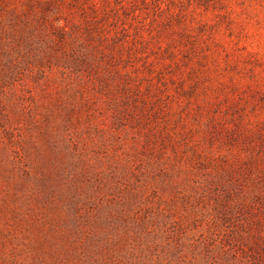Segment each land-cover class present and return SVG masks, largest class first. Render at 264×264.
<instances>
[{
  "label": "rangeland",
  "instance_id": "374dc122",
  "mask_svg": "<svg viewBox=\"0 0 264 264\" xmlns=\"http://www.w3.org/2000/svg\"><path fill=\"white\" fill-rule=\"evenodd\" d=\"M52 1L0 45V264H264V0Z\"/></svg>",
  "mask_w": 264,
  "mask_h": 264
},
{
  "label": "trees",
  "instance_id": "16d2710c",
  "mask_svg": "<svg viewBox=\"0 0 264 264\" xmlns=\"http://www.w3.org/2000/svg\"><path fill=\"white\" fill-rule=\"evenodd\" d=\"M5 1L11 2V0H0V45L8 47V38L14 43V45H16L13 48L19 50L20 47L18 45L23 43V47L21 48L23 57L29 55L30 57L36 59L38 63H42V22L49 21L50 24H53L47 17L48 13L51 11V7H55L52 5L57 3V1L25 0L21 1L20 5L12 3L9 7H6ZM34 1L36 2L34 3ZM56 9L58 8L56 7ZM21 16L31 19L30 21L34 25L32 27L33 29L30 27L32 32H24L25 30L19 32L16 29L15 22L20 21ZM13 19H16V21H13ZM69 32L70 31H68L66 25H59L56 32L58 37V41L55 44L56 48L50 52H46L45 57L47 60H50V57H52V59H54L52 62L53 64L64 68L73 67L70 63H77L82 66L80 69L85 70L83 67H88V61H86L85 57L74 54L75 59H72V55H70V53H72L71 49H65L64 44L67 42L66 36H68ZM9 35L11 37H9ZM37 36L41 39V41L38 40ZM32 48H36L38 50L32 51ZM66 51L69 52V54L66 53Z\"/></svg>",
  "mask_w": 264,
  "mask_h": 264
}]
</instances>
